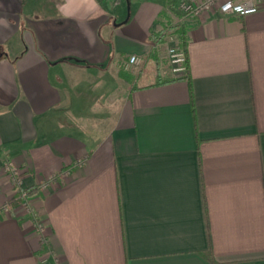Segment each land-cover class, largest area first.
<instances>
[{"label": "crops", "instance_id": "obj_1", "mask_svg": "<svg viewBox=\"0 0 264 264\" xmlns=\"http://www.w3.org/2000/svg\"><path fill=\"white\" fill-rule=\"evenodd\" d=\"M177 2L0 0V264H264V8L186 20L173 78Z\"/></svg>", "mask_w": 264, "mask_h": 264}, {"label": "built area", "instance_id": "obj_2", "mask_svg": "<svg viewBox=\"0 0 264 264\" xmlns=\"http://www.w3.org/2000/svg\"><path fill=\"white\" fill-rule=\"evenodd\" d=\"M262 8H264V0H178L176 6L173 7L176 12L173 20L160 31V38L156 42L157 45L165 44L172 77L184 78L188 73L187 52L178 42L179 30L186 20L192 17H201L213 10L220 11L224 15L246 16L255 14ZM142 65L139 56L133 54L129 57L125 69L128 70L133 67L141 69ZM4 170L16 192L12 201L2 206V209L9 211L10 204L16 203L24 207L27 212H33L32 195L24 186V177L19 165L14 159L7 158L4 161ZM68 173L69 171H66L65 175ZM55 180V175L49 176L39 185L38 190H47ZM34 217L36 230L44 244L47 241L46 226L36 219L35 214Z\"/></svg>", "mask_w": 264, "mask_h": 264}, {"label": "trees", "instance_id": "obj_3", "mask_svg": "<svg viewBox=\"0 0 264 264\" xmlns=\"http://www.w3.org/2000/svg\"><path fill=\"white\" fill-rule=\"evenodd\" d=\"M180 31V30H179ZM185 32L184 30L181 29V33L179 32V41H182L183 40V48L186 50L187 52V42H185ZM180 43V42H179ZM184 78H189L187 75L184 77Z\"/></svg>", "mask_w": 264, "mask_h": 264}, {"label": "rangeland", "instance_id": "obj_4", "mask_svg": "<svg viewBox=\"0 0 264 264\" xmlns=\"http://www.w3.org/2000/svg\"><path fill=\"white\" fill-rule=\"evenodd\" d=\"M5 160H6V159H5ZM3 166H4V165H3ZM3 170H4V168H3ZM4 171H5V170H4ZM6 175H7V174H6ZM7 177H8V175H7ZM8 179H9V177H8ZM10 183H11V182H10ZM11 186H12V188H13V185H12V184H11ZM14 195H15V194H14ZM13 197H14V196H13ZM13 197H11L8 201H6L5 204H7V203H9L10 201H12V198H13ZM5 204H4V205H5ZM4 205H3V206H4Z\"/></svg>", "mask_w": 264, "mask_h": 264}]
</instances>
